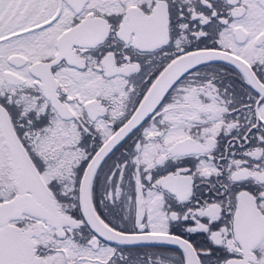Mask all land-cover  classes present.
<instances>
[{"label": "snow or ice", "instance_id": "snow-or-ice-1", "mask_svg": "<svg viewBox=\"0 0 264 264\" xmlns=\"http://www.w3.org/2000/svg\"><path fill=\"white\" fill-rule=\"evenodd\" d=\"M0 264H264V0H0Z\"/></svg>", "mask_w": 264, "mask_h": 264}]
</instances>
